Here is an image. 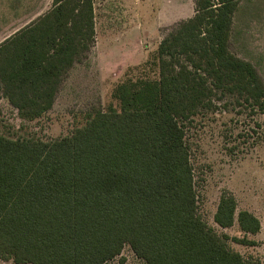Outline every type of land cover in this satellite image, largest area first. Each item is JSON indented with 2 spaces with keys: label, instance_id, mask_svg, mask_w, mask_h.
Masks as SVG:
<instances>
[{
  "label": "trees",
  "instance_id": "trees-1",
  "mask_svg": "<svg viewBox=\"0 0 264 264\" xmlns=\"http://www.w3.org/2000/svg\"><path fill=\"white\" fill-rule=\"evenodd\" d=\"M242 0H195L116 102L93 108L70 136L45 142L0 135V260L15 264H106L130 246L145 264H259L230 249L254 246L250 211L221 195L215 223L198 211L187 125L234 102L264 115V82L230 50ZM14 3L22 0H14ZM15 10V7H13ZM94 0L52 8L0 44V93L25 121L52 108L69 71L95 44ZM263 138H264V124Z\"/></svg>",
  "mask_w": 264,
  "mask_h": 264
},
{
  "label": "rangeland",
  "instance_id": "rangeland-1",
  "mask_svg": "<svg viewBox=\"0 0 264 264\" xmlns=\"http://www.w3.org/2000/svg\"><path fill=\"white\" fill-rule=\"evenodd\" d=\"M0 0V44L52 8L53 0ZM95 44L69 71L53 108L29 122L0 93V135L45 142L70 136L85 125L93 108L116 106L114 89L127 80L153 79L144 66L177 24L195 15V0H94ZM15 7V10L14 8ZM230 50L251 62L264 82V0H242L233 20ZM264 115L234 102L218 103L196 116L186 128L191 152L198 211L218 235L243 238L236 224L219 227L214 216L224 192L261 222L254 246L228 241L244 258L264 264ZM0 264H15L2 261ZM106 264H145L125 246L122 255Z\"/></svg>",
  "mask_w": 264,
  "mask_h": 264
},
{
  "label": "crops",
  "instance_id": "crops-1",
  "mask_svg": "<svg viewBox=\"0 0 264 264\" xmlns=\"http://www.w3.org/2000/svg\"><path fill=\"white\" fill-rule=\"evenodd\" d=\"M4 98V97H3ZM6 99V98H5ZM7 100V99H6ZM8 101V100H7ZM9 102V101H8ZM10 104V103H9Z\"/></svg>",
  "mask_w": 264,
  "mask_h": 264
}]
</instances>
